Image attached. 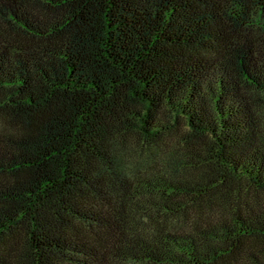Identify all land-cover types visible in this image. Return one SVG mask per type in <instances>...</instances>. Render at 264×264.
<instances>
[{"label":"trees","instance_id":"1","mask_svg":"<svg viewBox=\"0 0 264 264\" xmlns=\"http://www.w3.org/2000/svg\"><path fill=\"white\" fill-rule=\"evenodd\" d=\"M0 264H264V0H0Z\"/></svg>","mask_w":264,"mask_h":264}]
</instances>
